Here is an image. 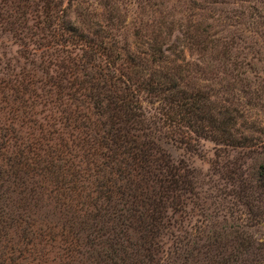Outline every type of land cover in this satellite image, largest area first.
I'll list each match as a JSON object with an SVG mask.
<instances>
[{
  "label": "trees",
  "instance_id": "1",
  "mask_svg": "<svg viewBox=\"0 0 264 264\" xmlns=\"http://www.w3.org/2000/svg\"><path fill=\"white\" fill-rule=\"evenodd\" d=\"M144 1L127 29L123 0H0V264H264V0L220 30ZM191 51L240 86H195ZM199 138L206 171L168 150Z\"/></svg>",
  "mask_w": 264,
  "mask_h": 264
},
{
  "label": "rangeland",
  "instance_id": "2",
  "mask_svg": "<svg viewBox=\"0 0 264 264\" xmlns=\"http://www.w3.org/2000/svg\"><path fill=\"white\" fill-rule=\"evenodd\" d=\"M214 1L217 2L213 6H215L216 8L215 12L217 14L219 13L218 20L214 21L208 19V22H211L213 24V28L216 30H220L221 28H224L229 24L236 25L235 20L238 19L239 21V18H237L235 14H232L230 12L231 10L240 9L242 7V9L244 8L247 11V6L245 5L246 3H242L240 0ZM164 2V6H167V9L171 8L172 0L168 2L164 0ZM144 3V0H123V3H121L122 11L128 14L125 21L127 29L131 27V23L132 26L136 25V15H138L137 11L140 10L141 6L143 7V11L149 10V8L143 5ZM179 3L183 4V0H179ZM240 4H242V6H240ZM70 17L74 18V15L71 13ZM144 17H146V15ZM223 23H225V25ZM236 27L239 28L238 25H236ZM258 31V36L252 31H247L245 35H254V37L258 39V55L264 60V30L261 31L259 29ZM124 39L127 45H131V42L136 43L135 36L133 37L129 34H126L124 36ZM186 60L189 61V69L192 70L190 74L191 76H193L195 86L206 88L210 92V94L216 98L220 97L221 94H224L223 90H227V86L231 83H233L235 88H238L240 86L238 81H233V79L230 78V76L227 74V71L224 70L223 65L216 61L214 55L200 54L198 51H191L186 52ZM235 94L238 95L239 91H235ZM255 112L258 114V118L260 120L264 117V112L261 108L252 109L250 114H254ZM260 124L264 126V123L260 122ZM196 143L197 148L195 150V153L190 156L186 154V152L177 144H169L168 150L175 158H182L183 156L189 157L190 163H192L198 169L206 171L209 168L208 160L214 157L215 145L212 141L204 138H199ZM261 233H264V228L262 226L259 227V234Z\"/></svg>",
  "mask_w": 264,
  "mask_h": 264
}]
</instances>
